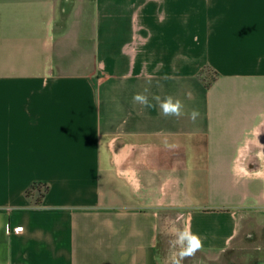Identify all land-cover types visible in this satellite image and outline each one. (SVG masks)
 <instances>
[{
    "label": "crops",
    "instance_id": "1",
    "mask_svg": "<svg viewBox=\"0 0 264 264\" xmlns=\"http://www.w3.org/2000/svg\"><path fill=\"white\" fill-rule=\"evenodd\" d=\"M176 261L264 264V0H0V264Z\"/></svg>",
    "mask_w": 264,
    "mask_h": 264
},
{
    "label": "clouds",
    "instance_id": "2",
    "mask_svg": "<svg viewBox=\"0 0 264 264\" xmlns=\"http://www.w3.org/2000/svg\"><path fill=\"white\" fill-rule=\"evenodd\" d=\"M153 99L158 102L161 114L165 117L176 116L179 117L182 115L183 105L180 100H174L171 96L166 97L163 101L160 100L159 96H154ZM133 100L147 107H153L154 105L150 104L148 98L144 94L137 93L134 95ZM198 113L193 111L191 118L194 120ZM181 239H187L189 247L187 253H191L200 247V240L196 234H192L190 231H186L182 234ZM183 255V254H182ZM176 264H179V261H176Z\"/></svg>",
    "mask_w": 264,
    "mask_h": 264
},
{
    "label": "trees",
    "instance_id": "3",
    "mask_svg": "<svg viewBox=\"0 0 264 264\" xmlns=\"http://www.w3.org/2000/svg\"><path fill=\"white\" fill-rule=\"evenodd\" d=\"M38 191V193L41 195L40 198H43V195H45L48 192V186L47 185H34L27 193V197L30 198L31 194H33V192ZM40 199H38V203H40L39 201Z\"/></svg>",
    "mask_w": 264,
    "mask_h": 264
},
{
    "label": "rangeland",
    "instance_id": "4",
    "mask_svg": "<svg viewBox=\"0 0 264 264\" xmlns=\"http://www.w3.org/2000/svg\"><path fill=\"white\" fill-rule=\"evenodd\" d=\"M214 73L212 72V71H210V70H207L206 71V76L208 77V78H213L214 77V75H213ZM255 187V186H254ZM256 189L259 191V189H258V187H256ZM255 191V190H254ZM209 201H211V200H209ZM208 201V202H209ZM202 203H204V201L202 202Z\"/></svg>",
    "mask_w": 264,
    "mask_h": 264
},
{
    "label": "built area",
    "instance_id": "5",
    "mask_svg": "<svg viewBox=\"0 0 264 264\" xmlns=\"http://www.w3.org/2000/svg\"><path fill=\"white\" fill-rule=\"evenodd\" d=\"M19 231H21V229H19Z\"/></svg>",
    "mask_w": 264,
    "mask_h": 264
}]
</instances>
